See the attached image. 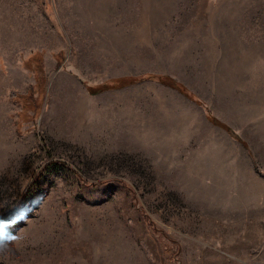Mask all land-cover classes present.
I'll return each instance as SVG.
<instances>
[{"label": "rangeland", "instance_id": "1", "mask_svg": "<svg viewBox=\"0 0 264 264\" xmlns=\"http://www.w3.org/2000/svg\"><path fill=\"white\" fill-rule=\"evenodd\" d=\"M147 74L197 101L87 90ZM19 212L0 264H264V0H0V218Z\"/></svg>", "mask_w": 264, "mask_h": 264}, {"label": "trees", "instance_id": "2", "mask_svg": "<svg viewBox=\"0 0 264 264\" xmlns=\"http://www.w3.org/2000/svg\"><path fill=\"white\" fill-rule=\"evenodd\" d=\"M144 79L156 81L160 84H163L169 88L174 89L175 91L177 90L189 100L191 99L193 101H197L195 99V95L191 91H189L188 88L185 87L183 83H181L177 79H173L172 77L165 75L160 76V75L147 74L146 76H139V77L138 76L118 77L116 79L109 80L104 84H100L97 86L90 85L88 86L87 90H89L90 93L92 94H100L107 90H119L124 87L132 86L133 84L138 83L139 81H142ZM208 119L213 125L218 127L221 126L225 128L229 133L231 132V129L228 128L227 125L224 122H222L220 119H217L212 115H208Z\"/></svg>", "mask_w": 264, "mask_h": 264}, {"label": "clouds", "instance_id": "3", "mask_svg": "<svg viewBox=\"0 0 264 264\" xmlns=\"http://www.w3.org/2000/svg\"><path fill=\"white\" fill-rule=\"evenodd\" d=\"M18 223H25L27 225L26 214L24 212L13 213L7 219L0 218V251H3L8 244L13 242L22 247L27 236L23 230L25 227L20 228L18 232L13 231V229L17 228Z\"/></svg>", "mask_w": 264, "mask_h": 264}, {"label": "bare ground", "instance_id": "4", "mask_svg": "<svg viewBox=\"0 0 264 264\" xmlns=\"http://www.w3.org/2000/svg\"><path fill=\"white\" fill-rule=\"evenodd\" d=\"M15 73V72H14Z\"/></svg>", "mask_w": 264, "mask_h": 264}]
</instances>
